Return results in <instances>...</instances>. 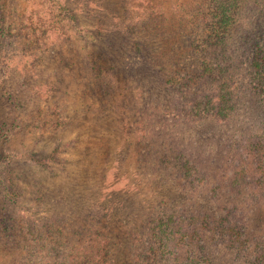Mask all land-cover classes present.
Wrapping results in <instances>:
<instances>
[{
  "label": "trees",
  "instance_id": "trees-1",
  "mask_svg": "<svg viewBox=\"0 0 264 264\" xmlns=\"http://www.w3.org/2000/svg\"><path fill=\"white\" fill-rule=\"evenodd\" d=\"M50 1L46 15L12 26L16 13L0 0V89L28 88L34 131L42 122L39 135L58 133L69 117L41 107L43 90H54L50 69L69 64L81 118L93 120L81 123L83 136L112 134L135 158L134 182L114 167L111 146L100 164L85 157L77 181L59 162L74 141L35 152L33 217L0 207L7 246L36 264H264V122L233 128L249 104L264 112V0H190L167 28L165 0ZM204 122L221 126L219 141L188 132ZM11 174L0 183H13ZM42 183L47 207L35 195Z\"/></svg>",
  "mask_w": 264,
  "mask_h": 264
},
{
  "label": "rangeland",
  "instance_id": "rangeland-1",
  "mask_svg": "<svg viewBox=\"0 0 264 264\" xmlns=\"http://www.w3.org/2000/svg\"><path fill=\"white\" fill-rule=\"evenodd\" d=\"M59 1L60 0H52V3L55 4L56 2L57 4ZM80 1L82 2V0ZM99 1L105 7H119L117 0ZM252 1L253 0H249L248 4H252ZM189 2L190 0H165L163 5L164 10H166L169 15L173 13V16L163 24L165 28L176 26L177 24L175 22L178 23V21L176 19V21H174L173 18L182 15V9L173 12L175 10L174 7L184 5L185 9ZM50 5V0H10L7 9L9 11H15L16 13L13 15V12H11L12 16L10 17V23L13 26V23L19 20L23 15L29 16L31 14L33 17L40 16L41 14L46 15L48 12L45 11L48 10ZM49 15V18L55 16L51 18L52 22L57 21V24L61 23L63 25V32L71 30L67 21L61 16H57L56 10H49ZM77 33L78 31H73V36L75 37ZM79 38H81V36H79ZM91 40L89 34H85V39L81 41V48H89ZM170 54L171 52L169 51V55ZM188 60L190 61V59ZM56 65H58V63L52 66ZM50 70H52L54 75L48 80H51V85L54 87V90L51 94L47 95L43 90L44 101L41 107L49 108L50 110H57L58 113L62 111L66 117H69L70 127L63 128L58 133H45L39 135V129L42 130V128H45L42 127V122L39 126L40 128L34 131L33 126L35 122H32V119L30 118L34 95L31 94V91H29L28 88L21 90L17 85V81H15L12 90L6 85V83H3L2 85L9 88L0 89V173L2 172L3 177H5L9 174V171H11L12 174L10 176L13 181V183H6V181L5 183H0V207H5L8 210H15L17 211L18 216H20L19 211L22 209L26 215H29L28 217H33L36 209V204H33L34 202L29 199V190L32 188L29 183H33L32 179L39 175L38 172L41 171V165H38L31 158H33L35 152H38L39 150L50 152L57 143L75 142L74 148L68 146L66 149H61L62 154L59 156V162L62 164L60 167L62 170L64 169L63 172L70 175V178H73L76 181L79 179L77 173L81 170L80 167L82 166L81 164L85 157L87 159H92V161L95 162L98 161L97 163H99V160L103 158L99 156L100 152L106 151L110 146L112 153L115 151V156H118L115 158L116 163L114 164V167L116 165L119 167V170L121 169L123 174L130 175L129 182H132L134 179L131 173L134 170L135 158L133 154L126 153V148L124 146L121 145V147L119 146L120 148L114 147V138L112 137V134H109L110 140H108V134H105L106 136L103 137V142L93 140L95 135L93 132L90 136H83L84 132H82V130L86 125H89V123H86L84 127L81 126V123L83 121L93 122V120L90 121V118L82 120L81 118L82 113L80 112L83 111V105L85 102L80 94L82 88L78 87L76 77L75 80H73L70 74L72 72L70 65L65 63L63 67L60 65L53 67ZM11 97V102L8 103L7 100ZM263 116L264 112H260L257 105L249 104L248 107H245L242 110V112L240 111L238 113L233 128L246 130L256 129V127H260L264 122ZM63 117H60V119ZM52 118L53 116H50V119ZM23 120H25V123ZM21 123L28 126H26L25 129H22ZM220 128L221 126L204 122L196 130L188 132L195 137L201 136L200 139L204 140L205 143H212L213 140L219 141V136H223L220 132ZM48 135L51 136L48 137ZM40 136H43V138ZM102 161L103 160H101L100 163ZM11 163L13 164L12 167ZM141 172L144 175V172ZM60 178L66 180L68 183H76V181L71 182L70 178L67 179L64 175H60ZM43 182H45V180H43ZM47 184L48 183H42L41 187L43 188V192H37L35 194L39 195L40 198L45 201V207L48 205L47 197L50 195L49 191L45 188ZM12 202H17V208L12 205ZM53 209V211H55L57 207L53 206ZM1 233L2 232L0 231V264H36L35 259L34 263L29 261L28 254L7 246L5 238Z\"/></svg>",
  "mask_w": 264,
  "mask_h": 264
}]
</instances>
